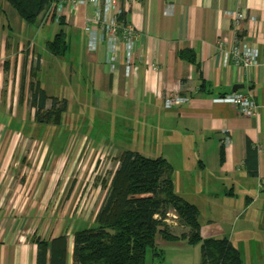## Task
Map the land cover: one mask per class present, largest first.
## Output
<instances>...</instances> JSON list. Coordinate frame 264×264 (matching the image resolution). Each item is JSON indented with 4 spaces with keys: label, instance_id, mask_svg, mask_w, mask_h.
<instances>
[{
    "label": "crops",
    "instance_id": "0c3cea01",
    "mask_svg": "<svg viewBox=\"0 0 264 264\" xmlns=\"http://www.w3.org/2000/svg\"><path fill=\"white\" fill-rule=\"evenodd\" d=\"M122 4L124 18L136 30V68L131 73L121 40L113 59L106 44L98 40V32L92 34L96 45L89 49L90 34L85 26L94 13L92 5H68L62 14L65 26L84 33L86 61L92 65L96 92L103 95L107 109H121L122 115L136 117L138 141L152 136V143L146 146L148 154L162 156L172 165L176 193L203 214L205 225L199 220L202 237H227L240 251L243 264L246 256L252 264H264V0H122ZM237 12L245 15L238 23L233 20ZM2 28L0 53H5L9 43ZM26 35L25 31L22 36L27 39ZM234 44L241 51L254 50L257 64L245 69L241 63L227 60L226 51ZM184 49L195 51L198 64L180 57ZM27 83L26 79L22 102L18 95L20 106L30 97ZM248 88L258 105L256 116H242L236 109L213 101ZM168 95L188 100L166 107ZM2 105L0 87V114L12 116L9 105L4 112ZM15 122L9 129L18 133L20 124ZM0 126L6 125L0 120ZM141 130L147 133L139 135ZM2 133L3 129L0 147ZM225 135L230 137L227 145L222 142ZM247 140L252 142L249 155ZM11 147L12 141L8 151ZM4 166L5 162L0 172ZM19 197V193L9 195L5 183L0 187V264H37L38 248L31 237L50 240L64 231L66 264H74L73 233L87 221L76 217L69 225L41 223L40 214L34 212H49L55 207L34 208L31 190ZM241 219L245 227L236 236V229L226 226ZM170 227L176 237L189 231L184 225L181 232ZM156 248L160 255L149 251L147 264H200V247L186 238L169 240L158 235Z\"/></svg>",
    "mask_w": 264,
    "mask_h": 264
},
{
    "label": "rangeland",
    "instance_id": "374dc122",
    "mask_svg": "<svg viewBox=\"0 0 264 264\" xmlns=\"http://www.w3.org/2000/svg\"><path fill=\"white\" fill-rule=\"evenodd\" d=\"M0 5L3 10L0 28L4 26L1 32L7 35L9 43V49L0 53L2 110L4 112L9 105L13 113L12 116L0 114L1 122L7 126H0V130L3 129L0 166L5 162L0 172V187L5 183L9 195L14 192L20 197L31 190L34 208L54 206L49 212H34L40 214L41 223L69 225L78 217L87 221L82 228L94 227L91 221L104 201L120 154L135 149L153 157L146 147L152 143V136L150 139L140 137L138 141L136 117H126L121 109L105 107L106 100L96 92L92 81V65L86 61L88 50L84 47L83 32L57 22L45 24L41 19L39 23L28 25L8 2L0 0ZM24 30L27 39L22 36ZM60 30L65 31L69 48L65 55L58 57L49 52L46 43ZM39 54L43 63L36 71L35 80L49 96L67 100L58 125H38L33 121L36 109H31L28 103L25 106L17 103L24 59H28V65L34 64ZM6 60L10 63L7 74L4 71ZM26 79L28 82L29 75ZM14 122L23 124V130L22 125L17 126L18 133L10 130L8 126H13ZM143 133L147 132L141 130L139 135ZM11 141L13 147L8 151ZM199 220L205 225L203 214ZM235 223L230 222L226 228L236 229L237 236L245 223L243 219ZM179 225L173 227L181 232ZM193 246L200 247L199 244ZM245 262L252 264L253 261L246 256Z\"/></svg>",
    "mask_w": 264,
    "mask_h": 264
},
{
    "label": "trees",
    "instance_id": "16d2710c",
    "mask_svg": "<svg viewBox=\"0 0 264 264\" xmlns=\"http://www.w3.org/2000/svg\"><path fill=\"white\" fill-rule=\"evenodd\" d=\"M4 1L14 7L28 25L36 24L40 19L45 24L57 22L65 25V18L54 8L57 7L54 6L57 0ZM2 11L0 5V12ZM51 14L52 17H48ZM46 47L53 56L65 55L69 48L65 31L56 33L52 40L47 41ZM180 57L198 64L196 53L191 49L182 50ZM39 58L38 55V61L30 65L24 59L19 82L20 102L23 100L26 78L29 75L28 103L36 109L33 121L41 126L58 125L67 108V100L49 96L39 81L35 80L36 71L40 67ZM9 70L10 63L6 60L4 71L7 74ZM204 87L202 84V88ZM246 150L248 155L252 153L250 140H247ZM223 161L221 151V162ZM118 162L104 201L94 216V227L75 228L74 264H147L149 251L154 256L160 255L156 248L158 235L169 240L186 238L191 245L199 244L200 264H243L240 251L227 237H202L200 211L195 204L176 193L173 167L166 158H152L134 150H125L120 154ZM169 211L176 213L178 223L189 228L188 233L174 236L172 227L164 221ZM31 241L38 248L37 264H66L67 231L50 240L33 235Z\"/></svg>",
    "mask_w": 264,
    "mask_h": 264
},
{
    "label": "built area",
    "instance_id": "2783aa9c",
    "mask_svg": "<svg viewBox=\"0 0 264 264\" xmlns=\"http://www.w3.org/2000/svg\"><path fill=\"white\" fill-rule=\"evenodd\" d=\"M80 4H90L94 7V13L87 19L85 26V29L90 34L89 49L92 50V46L94 47L96 45V37L94 36L92 38V34L95 32H98V40L106 44L111 57L114 56L118 48V43L121 40L126 52L127 71L129 73L133 72L136 68L133 62V46L136 41V30L123 16L122 0H57L54 3V6L57 5V7L55 6L54 8L62 15L65 13L66 6H78ZM48 17H52V14ZM244 18L245 15L243 12H237L233 15V20L236 23ZM226 58L227 60L232 59L241 63L245 69L257 64L256 52L249 48L241 51L238 44H234L229 51H226ZM110 61L112 62L111 59ZM185 100L188 99L168 95L164 100V104L166 107H171ZM213 101L236 109L242 116L253 117L258 113V105L254 99L252 90L249 88L245 92L225 94L215 98ZM224 132H227V130L225 129ZM222 142L224 145L229 144L230 137L225 135ZM259 150L262 149L259 148ZM164 221L169 225L176 226L178 224L176 213L169 211Z\"/></svg>",
    "mask_w": 264,
    "mask_h": 264
}]
</instances>
